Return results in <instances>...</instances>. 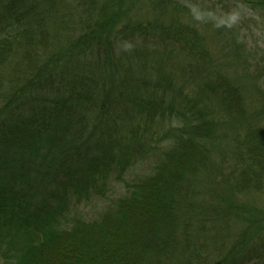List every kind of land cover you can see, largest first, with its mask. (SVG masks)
<instances>
[{
    "label": "trees",
    "instance_id": "obj_1",
    "mask_svg": "<svg viewBox=\"0 0 264 264\" xmlns=\"http://www.w3.org/2000/svg\"><path fill=\"white\" fill-rule=\"evenodd\" d=\"M260 17L0 0V264H264V78L250 100L205 34L241 56Z\"/></svg>",
    "mask_w": 264,
    "mask_h": 264
},
{
    "label": "rangeland",
    "instance_id": "obj_2",
    "mask_svg": "<svg viewBox=\"0 0 264 264\" xmlns=\"http://www.w3.org/2000/svg\"><path fill=\"white\" fill-rule=\"evenodd\" d=\"M220 8V7H218ZM227 13H225L226 15ZM238 17V16H237ZM261 21V22H260ZM260 22L259 27L251 22L249 25L242 26L243 30L239 34V37L244 39L246 48L243 55H239L237 50H234V45L230 41H225L222 38L218 37V32H215L216 27L209 26L205 29V34L208 37V44L210 46L211 52L214 53L216 58H224V55L227 61H230L232 66L236 68L237 75L244 77L243 83L246 85L245 92L249 96L250 100L253 98L257 100V94L253 90L252 84L249 82V77L251 73L254 75L261 76L264 78V17L258 21ZM236 48V47H235ZM249 202L257 204L259 206L264 205V201L261 198L249 197L247 198Z\"/></svg>",
    "mask_w": 264,
    "mask_h": 264
}]
</instances>
